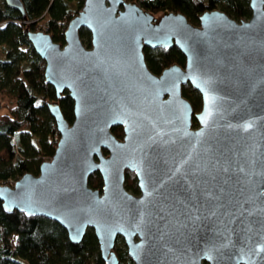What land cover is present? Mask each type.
Wrapping results in <instances>:
<instances>
[{"label":"water","instance_id":"1","mask_svg":"<svg viewBox=\"0 0 264 264\" xmlns=\"http://www.w3.org/2000/svg\"><path fill=\"white\" fill-rule=\"evenodd\" d=\"M2 1L25 17L21 0ZM248 5L246 18L212 7L192 23L136 0H82L62 43L25 26L55 93L46 107L58 137L36 173L0 183L2 209L50 218L71 242L90 227L103 264L118 263L117 235L131 264H264V0ZM171 45L183 64L152 72L143 47ZM186 82L199 93L196 111ZM95 170L100 189L87 183Z\"/></svg>","mask_w":264,"mask_h":264},{"label":"trees","instance_id":"2","mask_svg":"<svg viewBox=\"0 0 264 264\" xmlns=\"http://www.w3.org/2000/svg\"><path fill=\"white\" fill-rule=\"evenodd\" d=\"M25 17L0 0V183L11 184L23 172L36 173L38 164L51 157L58 133L46 101L55 100L52 86L44 81L43 60L34 52L24 28L42 29L52 40L62 43L63 30L69 18L80 8L82 0H21ZM157 14L163 9L180 11L187 19L197 22L205 8L218 7L235 19L250 14L248 0H136ZM80 38L89 32L81 26ZM148 68L158 73L164 66L184 57L175 45L143 47ZM193 111L200 108L199 93L188 82L181 86ZM61 112L72 119V99L66 90L57 99ZM194 123L195 119L192 117ZM111 132L121 137L120 125ZM105 152V150H103ZM92 188L101 186L97 170L88 175ZM124 186L137 192L134 174L124 170ZM113 249L117 264H131L120 236ZM0 264H103L97 240L87 227L79 242H71L64 228L43 215H25L18 210L5 212L0 205Z\"/></svg>","mask_w":264,"mask_h":264},{"label":"rangeland","instance_id":"3","mask_svg":"<svg viewBox=\"0 0 264 264\" xmlns=\"http://www.w3.org/2000/svg\"><path fill=\"white\" fill-rule=\"evenodd\" d=\"M82 41H83V43L86 45V43H87V40H86V38H82ZM44 159H48L47 157H45ZM132 192V191H131ZM133 193H137V192H133Z\"/></svg>","mask_w":264,"mask_h":264},{"label":"flooded vegetation","instance_id":"4","mask_svg":"<svg viewBox=\"0 0 264 264\" xmlns=\"http://www.w3.org/2000/svg\"><path fill=\"white\" fill-rule=\"evenodd\" d=\"M198 21V20H197ZM197 23V22H196ZM195 122V121H194ZM192 123H193V121H192ZM194 124V123H193Z\"/></svg>","mask_w":264,"mask_h":264}]
</instances>
